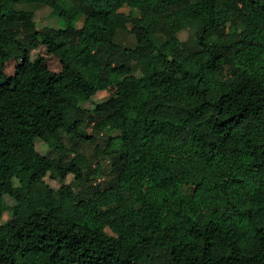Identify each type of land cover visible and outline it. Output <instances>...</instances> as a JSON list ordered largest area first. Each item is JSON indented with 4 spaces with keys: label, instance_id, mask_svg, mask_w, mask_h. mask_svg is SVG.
<instances>
[{
    "label": "trees",
    "instance_id": "16d2710c",
    "mask_svg": "<svg viewBox=\"0 0 264 264\" xmlns=\"http://www.w3.org/2000/svg\"><path fill=\"white\" fill-rule=\"evenodd\" d=\"M260 29L264 0H0V264H264Z\"/></svg>",
    "mask_w": 264,
    "mask_h": 264
},
{
    "label": "rangeland",
    "instance_id": "374dc122",
    "mask_svg": "<svg viewBox=\"0 0 264 264\" xmlns=\"http://www.w3.org/2000/svg\"><path fill=\"white\" fill-rule=\"evenodd\" d=\"M123 11L127 13L128 9L124 8ZM34 20L36 23V27L38 29H41L43 27H57L55 20L50 15V9L48 7L37 8L35 15H34ZM77 26H80V22L78 23ZM117 28L123 32L120 35L121 36L120 38L123 40L124 44H126V45L132 44L133 39L127 33L129 30V27L127 25H123V24L119 23L117 25ZM190 32L191 31H188L187 29L182 31L179 35L180 39L186 40L189 37ZM257 36H258L259 40H263L264 39L263 30H261V29L258 30ZM35 56L43 57L46 60V66L48 67V69L50 71L57 72L60 70L59 60L56 57L48 54L43 45H39L36 49H34L31 52V57H35ZM14 67H15V61H12V60L9 61L4 68L5 74L7 76H11L13 74ZM184 67L190 69L188 67V65H184ZM114 91H115L114 86H110L106 90L98 92L94 97H92L91 102H89V101L80 102V105L84 108L93 107V105L95 103H99L101 101L106 100L110 96H113ZM87 132H90V129H87ZM34 144H35L37 152L40 154H46L49 151V148L45 144H43L38 138H35ZM80 147H81V150L84 151L83 146L80 145ZM14 152H17V150H14ZM91 152H92V149L89 148L88 151L86 152V154H88V156H89L91 154ZM71 180H72V176L69 175L66 177V182H70ZM45 182L48 183L54 189H57L60 186V184L56 180L51 179L49 176L45 177ZM257 199H258V196H257V194H255V196H254L255 202H257ZM4 201L7 204L11 203V201L7 197L4 199ZM8 218H9V213L6 212L3 215L2 219L6 220ZM104 231L108 234L115 235V234H117L118 230H117V227L114 226V224L110 223L106 226Z\"/></svg>",
    "mask_w": 264,
    "mask_h": 264
}]
</instances>
